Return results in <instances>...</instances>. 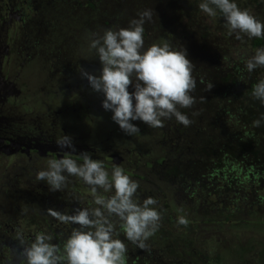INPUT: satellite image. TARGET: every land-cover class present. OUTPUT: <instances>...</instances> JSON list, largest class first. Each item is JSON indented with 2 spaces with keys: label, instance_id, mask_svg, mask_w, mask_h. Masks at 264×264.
I'll return each mask as SVG.
<instances>
[{
  "label": "trees",
  "instance_id": "16d2710c",
  "mask_svg": "<svg viewBox=\"0 0 264 264\" xmlns=\"http://www.w3.org/2000/svg\"><path fill=\"white\" fill-rule=\"evenodd\" d=\"M197 2L178 0L175 10L165 0L157 2L161 10L173 13L174 17H170L176 22H171L173 30L181 23L189 24L185 27L189 33L182 35L183 40L204 41L212 48L225 51L216 65L211 55L209 58L192 57L195 62L199 60L200 65L193 61V65L199 66L193 70L198 81L193 95L203 96L204 102L198 100L192 108L181 109L193 121L189 126L184 127L173 119L166 121L163 127L151 128L137 120L133 122L141 131L127 136L109 119L111 112L102 109L98 99L90 98L89 101L86 98L90 116L81 123L88 136H81L76 143L83 141L84 152L88 151V146H93L98 152H89L93 155L91 158L97 155L110 171L113 164L136 166V161H127L125 154L136 156L146 152L143 147L153 155L154 161L144 160L145 173L138 175L131 171L129 176L139 184L140 200L148 196L157 198V207L162 209L160 227L148 239V250H140L125 240L127 264H243L242 258L249 255L238 250V245L227 248L233 242L229 239L232 238L230 233L256 232L262 228L264 231V122L259 127L251 123L264 113V106L251 96L252 85L264 76V68L249 74L243 65V58L251 55L255 48L264 47V39L245 37L238 41L226 35L223 18L209 19L200 12ZM86 3L84 10H94L96 0ZM132 3L134 10L145 6L143 0ZM237 4L264 21V0H237ZM155 23L162 33L158 30L153 38L147 34L151 43L168 40L170 32L163 31L161 22ZM114 24L106 25L114 28ZM209 81L212 88L204 90ZM194 111L198 112L195 116L192 115ZM94 139L101 142H94ZM45 155L37 161L49 159ZM147 157L150 159L149 155ZM72 158L81 162L77 155ZM124 171L128 174L126 169ZM81 191L75 180L71 187L58 192H68L69 198L77 201L72 203L68 198L62 204L55 203L58 211L71 214L73 208L89 205L91 201H87ZM179 216L187 219L186 225L177 224ZM44 222L53 236V243L61 242L70 231V226L59 224L51 216H45ZM1 225L0 231L7 236L13 234L9 238L14 242L13 250L6 251L4 247V252L0 242V264H20L15 233L22 231L26 240H31L34 232L18 229V225L10 232ZM119 238L125 239L122 232ZM260 255V264H264V253Z\"/></svg>",
  "mask_w": 264,
  "mask_h": 264
},
{
  "label": "clouds",
  "instance_id": "9594fccd",
  "mask_svg": "<svg viewBox=\"0 0 264 264\" xmlns=\"http://www.w3.org/2000/svg\"><path fill=\"white\" fill-rule=\"evenodd\" d=\"M197 7L209 19L223 18L225 34L240 41L264 39V21L248 9L240 8L237 0H198ZM153 10L146 8L129 19L127 27L105 28L86 34L87 49L99 61L98 74L78 67L92 92L102 96L101 107L110 111V119L127 136L139 133L132 121H141L151 128L163 127L168 120L189 126L193 121L181 109H190L204 97L193 95L197 78L194 65L181 45L161 39L145 46L146 22L151 23ZM244 71L264 68V47L243 58ZM131 86V91H129ZM209 81L204 90L212 88ZM251 96L264 106V76L251 88ZM193 112L192 115H197ZM264 113L251 123L259 127ZM59 149H69L59 158H49L46 167L35 172V181H43L49 191L61 192L69 177L78 178L88 186L91 203L72 209L71 214L47 209V214L59 224L70 226V231L59 243H53L52 234L37 231L26 240L22 231H16L20 264H127L125 240L140 250H148V239L160 227L162 209L157 198L140 200L139 184L124 169L113 164L111 170L103 161L92 159L81 152L79 160L72 158V138L60 135L55 139ZM178 225H186L184 216ZM123 233L124 240L120 239Z\"/></svg>",
  "mask_w": 264,
  "mask_h": 264
},
{
  "label": "rangeland",
  "instance_id": "374dc122",
  "mask_svg": "<svg viewBox=\"0 0 264 264\" xmlns=\"http://www.w3.org/2000/svg\"><path fill=\"white\" fill-rule=\"evenodd\" d=\"M133 1L135 0H96V10L86 11L84 7L88 0H46V5L42 10L40 9V16L35 19L31 29L33 37L39 45L35 46V62L32 71L29 72L30 80L27 82L28 85L21 86V92L13 95V99L10 100V103L17 106L19 110L16 121L19 120V122L26 123L32 120V127H35L36 132L46 131V135L55 137L62 134L69 135L76 140L82 139L81 136H88L81 122L86 121L85 119L88 120L90 116L86 110L90 106V98L91 100L98 99V103H101L102 96H98L100 94L90 90L87 80L82 78L78 71L79 67L89 73L98 74L100 67L98 59L87 49L86 34L90 32L99 33L103 29L109 28L106 24L112 22H115L114 28L127 27L129 19L135 17L138 11L146 8H151L154 15L152 22H146L144 25L145 46L151 44V39H148V35H152L153 38L158 35V30L161 31L154 26L155 22L159 21L163 24L161 26L163 31L166 30L171 34L168 41L174 45L183 46L187 51V58L192 63L193 61L195 62L192 57L203 56L204 58H209L211 55V57H214L213 64H215L224 55V49L212 48L209 43H204V41L183 40L182 35L189 33V30H185V27H188L189 24L181 23L176 25V30H173L170 27L174 26L171 22H176L172 21L170 17H174V15L170 11L168 13L167 9L161 10L158 7V0H143V5L145 6L136 10L131 6ZM165 2L170 8L177 9L178 0H165ZM79 3H83V5H79ZM203 15L201 16L203 17ZM195 63L199 65V60ZM54 64L55 68H52ZM199 66L194 65V69ZM131 90V86H129V91ZM132 123L136 124L133 121ZM114 125L116 124L114 123ZM137 127L139 128L138 125ZM139 131H141L140 128ZM22 141L23 138L20 140L14 138V140H11V144L24 145ZM94 142L101 141L95 140ZM82 143L83 141L78 144ZM112 143L114 144V141ZM34 145L33 147H37L41 154L52 150L56 152L58 149V146L54 144ZM141 145L144 144L141 143ZM25 147L26 149H33L32 146ZM144 149H146L148 154L145 151L136 156L128 155L127 157V154H125L127 161L134 159L137 164L136 166L131 163L130 165L128 163L122 164V168L128 171L127 175H130L131 171L142 175L145 173L144 160L146 162L149 160L150 162L154 161L153 155H150L146 147H143L142 150ZM81 152H84V150H80L77 147V156ZM87 152L95 153L98 151H95L93 146H88ZM147 155L150 156V159ZM95 156L92 159L100 160L97 155ZM46 162L47 159L42 158L30 164L32 165L30 167L31 170H28L27 167L18 170L12 159L7 161L0 159L1 228H7L12 232L11 230H14L15 225H18V229L25 228L34 233L37 231L48 232L44 222L45 216H49L46 210L49 208L58 210L55 203L62 204L66 202L70 193L49 191L43 181H35V172L46 167ZM16 176L18 177L14 179ZM75 180L78 187L82 189L83 197L87 201H91L88 186L78 178L69 177L66 187H71ZM31 197L34 201H29ZM69 199L73 201L72 203H77V201L74 202L75 199ZM78 202L83 203L81 201ZM52 205L55 207H51ZM262 229L256 232L255 230L250 231L249 233L246 231L230 233L232 238L229 239H232L233 242L231 241L227 248H231L232 245H238V250H242L244 255H249L242 258L243 264H260V259L262 258L260 254L264 253V231ZM3 233L0 231V242L3 244L1 250L4 252V247L6 251L8 248L13 250L14 241L9 238L13 234L9 233L7 236Z\"/></svg>",
  "mask_w": 264,
  "mask_h": 264
},
{
  "label": "flooded vegetation",
  "instance_id": "af4514ba",
  "mask_svg": "<svg viewBox=\"0 0 264 264\" xmlns=\"http://www.w3.org/2000/svg\"><path fill=\"white\" fill-rule=\"evenodd\" d=\"M45 5L46 0H0V159H12L18 170L25 167L31 170L30 164L43 155L38 154L34 144L56 145L57 137L46 135V131L37 133L32 127V120L26 123L16 121L19 110L10 103L12 96L21 92L20 87L28 85L30 80L35 46L39 45L31 29ZM52 68H55V64ZM14 138H23L24 145L33 149H26L23 144H11ZM72 143L74 151L71 155L76 156V148L83 150L82 144L78 146L74 139ZM68 151L67 148L47 151L45 156L59 158Z\"/></svg>",
  "mask_w": 264,
  "mask_h": 264
},
{
  "label": "water",
  "instance_id": "95a60500",
  "mask_svg": "<svg viewBox=\"0 0 264 264\" xmlns=\"http://www.w3.org/2000/svg\"><path fill=\"white\" fill-rule=\"evenodd\" d=\"M36 150H37L38 154L41 155V153L39 152V150H38L37 147H36ZM46 152H47V151L43 152V155H44V153H46ZM116 159H117V158H116ZM117 160H119V159H117Z\"/></svg>",
  "mask_w": 264,
  "mask_h": 264
}]
</instances>
